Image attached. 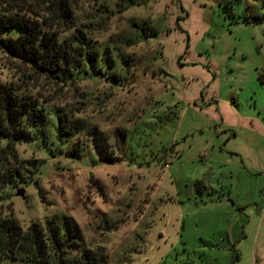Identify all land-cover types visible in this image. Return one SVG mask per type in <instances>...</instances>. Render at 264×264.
I'll list each match as a JSON object with an SVG mask.
<instances>
[{
  "label": "rangeland",
  "instance_id": "rangeland-1",
  "mask_svg": "<svg viewBox=\"0 0 264 264\" xmlns=\"http://www.w3.org/2000/svg\"><path fill=\"white\" fill-rule=\"evenodd\" d=\"M74 8L92 45L111 50L116 80L24 89L97 126L118 160L102 161L85 127L48 124L17 146L38 170L7 191L0 218L72 219L106 264H264V0ZM20 65L0 50V82L21 83Z\"/></svg>",
  "mask_w": 264,
  "mask_h": 264
},
{
  "label": "trees",
  "instance_id": "trees-1",
  "mask_svg": "<svg viewBox=\"0 0 264 264\" xmlns=\"http://www.w3.org/2000/svg\"><path fill=\"white\" fill-rule=\"evenodd\" d=\"M76 2L0 0V50L19 61L25 75L21 83L0 82V203L8 197V190L31 182L39 163L21 158L17 146L32 141L35 132L48 124L70 136L85 127L99 158L109 163L118 160L97 126L86 128L80 118L56 108L51 110V99L42 93L30 94L24 89L30 80L44 79L67 86L94 77L116 80V59L109 48L100 53L92 45L90 33L76 22ZM260 80L264 84V72ZM51 112L57 124L49 118ZM17 260L35 264H106L103 255L85 245L80 227L72 219L65 218L61 224L48 219L45 225L34 222L24 229L10 214L0 218V264Z\"/></svg>",
  "mask_w": 264,
  "mask_h": 264
},
{
  "label": "water",
  "instance_id": "water-1",
  "mask_svg": "<svg viewBox=\"0 0 264 264\" xmlns=\"http://www.w3.org/2000/svg\"><path fill=\"white\" fill-rule=\"evenodd\" d=\"M24 194H25V190L23 188L18 189L17 192H16V195L19 196V197H23Z\"/></svg>",
  "mask_w": 264,
  "mask_h": 264
}]
</instances>
